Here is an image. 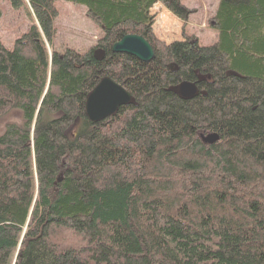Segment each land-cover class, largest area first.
<instances>
[{"label":"trees","instance_id":"16d2710c","mask_svg":"<svg viewBox=\"0 0 264 264\" xmlns=\"http://www.w3.org/2000/svg\"><path fill=\"white\" fill-rule=\"evenodd\" d=\"M59 1L85 8L94 46L47 53ZM11 4L33 18L0 43V264H264V0H217L208 46L154 35L150 11L182 19L178 0ZM125 35L154 58L113 53ZM103 78L131 103L94 124Z\"/></svg>","mask_w":264,"mask_h":264},{"label":"rangeland","instance_id":"374dc122","mask_svg":"<svg viewBox=\"0 0 264 264\" xmlns=\"http://www.w3.org/2000/svg\"><path fill=\"white\" fill-rule=\"evenodd\" d=\"M178 5L184 9L182 19L176 18L160 5L150 11L156 38L166 44L180 41L182 37L195 39L200 46L213 44L216 33L211 23L217 0H178ZM56 6L58 13L53 22L55 36L52 48L47 46V53L51 50L61 52L65 48L85 51L94 46L102 32L87 17L85 8L65 1H59ZM32 18L27 5L14 7L11 0H0V43L10 49L15 40L30 28ZM17 117L14 114L6 121L17 123ZM2 129L0 125V133Z\"/></svg>","mask_w":264,"mask_h":264},{"label":"water","instance_id":"95a60500","mask_svg":"<svg viewBox=\"0 0 264 264\" xmlns=\"http://www.w3.org/2000/svg\"><path fill=\"white\" fill-rule=\"evenodd\" d=\"M111 51L129 55L142 63H148L154 58L150 45L137 35L123 36L112 45ZM97 55L100 56V52H97ZM175 92L182 100H190L197 96V88L190 82H181ZM130 103L129 93L111 79L103 78L86 98L85 115L89 122L96 124L112 116L120 107ZM217 140L218 137L215 134H209L204 138V141L209 143Z\"/></svg>","mask_w":264,"mask_h":264}]
</instances>
